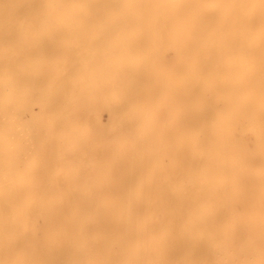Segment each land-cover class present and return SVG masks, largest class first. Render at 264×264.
<instances>
[{
  "label": "rangeland",
  "instance_id": "obj_1",
  "mask_svg": "<svg viewBox=\"0 0 264 264\" xmlns=\"http://www.w3.org/2000/svg\"><path fill=\"white\" fill-rule=\"evenodd\" d=\"M103 1L97 6V18L90 15L73 18L69 13V0H0V264H67L65 260L69 255L66 254L75 253L76 235L83 225L98 242L93 243L94 256L103 264H109L121 217L130 202L138 198L139 175L133 167L134 120L130 111L132 89L135 92L131 84V52L127 44L117 46L111 43L112 37L103 34L111 23H118H106L112 9ZM232 4L233 8L234 1ZM245 5L247 16H254L256 0H246ZM112 47L114 52H111ZM259 52L192 54L166 50L159 57L151 56L150 94L157 114L153 117L155 121L152 118L156 127L151 132L156 134L154 141L158 143H153L152 136L150 176L153 184L149 195L177 196L183 185L187 186L186 193H194L198 183L196 185L195 179L184 173V103L185 97L190 96L191 86H186L183 79L187 81L188 75L189 81L200 75H213L220 81L216 85L219 89L214 87L217 90L208 96L209 99L214 96L210 99L214 102L210 103L218 108L211 104L212 108L206 111L208 116L202 113L199 124L212 125L206 142L219 143L221 137V149L227 148L224 152L215 148L216 152L212 145L205 147L207 151H203L201 159L192 161L193 174L209 160L219 167L236 162L243 165L240 168L244 175L241 173L229 185L237 191L223 189L217 198H208L207 202H213L215 211L221 215L232 211L249 217L250 213L264 212V186H259L264 183V156L261 155L264 151L261 148L264 145V93L260 92L264 90V58H261L264 51ZM195 55L201 57V61L193 66L186 58ZM161 60L165 74L158 77L161 86H155L156 67ZM115 61H118L116 66ZM40 64H44L43 67ZM34 65L40 67L36 69ZM207 68L211 69L210 74ZM250 69L255 72L247 71ZM43 71L47 73V76L43 74L44 78ZM140 76L143 79V75ZM249 78L250 83L254 81L253 86L249 85ZM235 82L241 88H237ZM251 87L257 88L251 91ZM225 89L226 95L232 98L216 101L214 91L222 94ZM228 89H233V93ZM219 93L218 97H222ZM157 98H160L158 103ZM232 112H237L240 119L230 118L233 123L227 125L228 129L222 127L220 122ZM244 120H249L247 125ZM223 138L227 139V146ZM216 154L220 155L219 159ZM245 168L249 169L245 172ZM210 184L215 187L214 183ZM89 213L95 216L94 221L88 218ZM159 213L163 220L162 212ZM163 240L167 246L171 245L168 236Z\"/></svg>",
  "mask_w": 264,
  "mask_h": 264
},
{
  "label": "bare ground",
  "instance_id": "obj_2",
  "mask_svg": "<svg viewBox=\"0 0 264 264\" xmlns=\"http://www.w3.org/2000/svg\"><path fill=\"white\" fill-rule=\"evenodd\" d=\"M101 1L102 0H69V13H71V17L73 18L77 15H83L84 17L90 15L97 18V12L99 11L97 6ZM233 1L234 9L231 7ZM103 2L107 8L112 9V14L107 19L106 23L118 22L111 23L110 27L108 26L102 31L103 34L105 36L108 35L112 37L114 40H112L111 43L115 42L117 43V46L120 44H127L131 52V84L132 87L135 88V92L133 91L134 89H132V101L130 106L131 117L134 120L132 127H134L135 132L134 139L132 141L133 156L135 157L133 159V167L135 169H133L139 175L138 198L135 200L131 199L132 201L130 202L128 208L125 212L123 211L124 214L120 220L121 223L119 231L115 238H113L114 251L109 259V264H264V212L258 211L255 214L250 213L248 217L247 215L238 216L234 212L228 210L229 212L221 215L218 213V211H215L213 202L211 204L207 202L208 198H217V196H219V192H221L223 189L228 188L233 192L237 191H234L233 187H229V185L234 179L237 180L239 175L243 172L242 168H240L243 165L240 166L239 163L236 164V162L235 165H228V163L223 165L219 164V167L217 166V163L213 164L209 160V162L200 165L199 169L195 172V175L192 171V161H199V159H201L200 157L203 156V151H207V149L204 150L205 147L209 148V146L212 145L213 149L216 148L219 150V148H222L221 145L223 140L221 137L219 143L212 142L211 140L209 141L212 143L206 142V136H209L210 127H212L211 123L199 124L202 113L205 112L206 114L208 108H212L213 104V107L218 108V106H215V103H210L214 96L212 97L211 95L212 98L210 99L212 100H210L208 96L210 92L213 93L214 89L217 90V83H220V81H218L215 76L200 75L197 78L189 81L190 75H188V82L186 79H183V81L187 83L186 86H191V93L189 94L190 96L188 97L187 95L185 97L184 103L186 115V126L184 132L185 142L183 146V152L185 155L184 173L185 175H189L195 179L196 185L198 183V185L194 187V193H186L185 190L187 189V186L183 185L184 187L180 189L181 192L177 196L167 193L155 194L153 196L149 195V189L153 184L151 182L152 177L150 176V163L153 159H150V153L152 141L151 137L154 134L151 132V129H155L156 127L155 122V125L152 124V118L157 116L155 111L156 109L152 107L153 105L150 94L152 86L150 83V71L152 70V65L150 63L151 56L154 55L159 57L161 52H166V50H179L183 53L192 54L228 51H234L235 53V51L238 50L264 51V0H256V9L254 10L256 13L252 14L254 15L252 17L247 16L248 14L245 5L246 0H105ZM67 13L65 14L66 16ZM100 29H102V27L99 28V30ZM115 38H118L119 40L115 41ZM105 39L106 38L104 37V41ZM114 49L115 48L112 47L111 52H114ZM261 53L263 54L264 52ZM214 56L216 55L214 54ZM117 58H119V56H117ZM186 59H190L189 62L193 66L200 63L201 61V57L196 55L189 58L187 57ZM222 63L223 62H221V64ZM113 64H115V66L118 65V61H115ZM43 65L40 64L42 67ZM246 65L249 66L248 62ZM254 65H256L255 61ZM38 66L39 65L35 66L37 67L36 69H38ZM213 66L214 65L212 64L210 67L213 68ZM218 66L220 67V65ZM227 68L230 69L229 67ZM247 68H244V70L246 71ZM36 69L33 71V73L36 71ZM156 69L157 70L155 73L157 77L155 79L154 85L161 86L160 82L158 81V77L163 73L165 74V67L162 60L160 63H158V67H156ZM207 69L209 70L208 73L210 74L211 69ZM247 71L255 72L253 69ZM250 73H248V75ZM34 74L36 75V73ZM43 74H45L44 71L42 75ZM45 75L47 76V73ZM140 75H143V79H141ZM246 75L244 76L247 77L248 75ZM46 76L43 75L42 77L44 78ZM238 79L239 78L236 80ZM251 79L254 80L253 78ZM223 81L224 80H222V83ZM251 83L249 78V85L253 86V83ZM235 86L237 88H241L236 82ZM255 86H258V84ZM246 88L248 89L249 87ZM256 88L253 87L251 91ZM233 89L236 90V88ZM137 91L142 92L137 93ZM263 91L260 92L264 93ZM214 92H216V101L218 98H220V100L232 98L228 96L229 94L226 95V89L224 92L226 96L224 93H219V91ZM218 93L222 95V97H218ZM116 98L118 100L119 96ZM159 99L160 98H157V103L159 102ZM216 105H218V103ZM224 106L227 110L230 107V105H228L227 108L225 104ZM213 109L214 110L212 111L218 114V110L215 108ZM227 110H225L226 112H224L223 115L225 114L226 116ZM236 113L231 114V116L228 117L229 119L223 118L224 121L222 122L218 120L221 124H223L222 127L224 126L228 129L229 126L227 127V125H231L233 123L230 121V118L231 120H234L232 118L237 117ZM219 115H221V113ZM166 118H168L167 115ZM213 121L214 120H212V124L214 123ZM160 122L161 121H159V123ZM245 122L247 125L248 122ZM221 124H219V126ZM169 125H171L170 122ZM235 125L237 126L236 123ZM222 127L220 128L221 131ZM227 129L223 130V134L225 131H227ZM217 132L219 133V131ZM229 135L231 136V133ZM233 135L234 134L232 133V136ZM154 136L152 138L153 143L155 142ZM233 139L234 141L237 140L236 137ZM226 140L224 139V142ZM256 142L258 143V141ZM155 143H158V141ZM223 144L227 146L226 142ZM140 145L143 146L140 147ZM263 146L264 145L261 147L262 149H264ZM232 148L235 149L234 146ZM213 149L210 150L213 151ZM225 149H221V152H224L223 150ZM233 149L232 152L235 151ZM263 152H261V155L264 156V154H262ZM211 153L213 154V152ZM227 153H229V151ZM218 154H216V157ZM5 156L6 155L4 154V158ZM214 156L215 154L213 157ZM215 159L213 158V160ZM199 163H202V161ZM246 169L247 168L244 169L245 172ZM210 183H214L215 187ZM263 184L259 185L260 188L264 186ZM209 186H213V188H210ZM10 193L12 194V191ZM258 193L260 194V192ZM159 212H162L163 220L161 217L159 218ZM89 215L90 216H88V218L91 221H94L95 216H93L92 213H89ZM244 222H250L253 224L244 226L242 225ZM77 234V248L75 249L74 254L72 251H69L66 254V256L69 255L65 260L66 263L103 264L99 257L96 258L93 254L92 249H95L93 243L98 242H96L94 236L90 234L89 228L83 225L81 228H79ZM165 235L171 240L170 246L164 244L163 237ZM87 252V259H85V254Z\"/></svg>",
  "mask_w": 264,
  "mask_h": 264
}]
</instances>
